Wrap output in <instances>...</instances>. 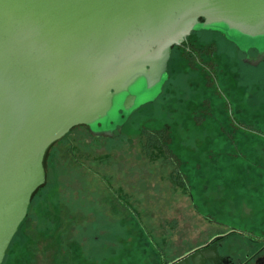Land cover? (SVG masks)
I'll return each mask as SVG.
<instances>
[{
  "label": "rangeland",
  "instance_id": "374dc122",
  "mask_svg": "<svg viewBox=\"0 0 264 264\" xmlns=\"http://www.w3.org/2000/svg\"><path fill=\"white\" fill-rule=\"evenodd\" d=\"M214 48V61L202 58L209 71L217 64L209 78L213 89L196 65L178 61L175 50L164 98L132 113L125 123L130 127L120 129L125 134L109 139L77 127L48 150L46 181L20 238L33 230L38 250L21 264H104L102 250L116 244L119 257L106 264H177L214 236H224L233 258L263 246L264 139L228 129L232 116L240 129L264 133V66L245 71L239 53L222 43ZM192 110L202 117L193 123L186 115ZM166 125L173 156L161 148L145 153L138 129ZM48 228L60 232L58 250L50 248ZM69 244L80 249L71 259Z\"/></svg>",
  "mask_w": 264,
  "mask_h": 264
},
{
  "label": "water",
  "instance_id": "95a60500",
  "mask_svg": "<svg viewBox=\"0 0 264 264\" xmlns=\"http://www.w3.org/2000/svg\"><path fill=\"white\" fill-rule=\"evenodd\" d=\"M202 30L264 61V0H0V264L48 150L77 127L119 133L161 94L172 49Z\"/></svg>",
  "mask_w": 264,
  "mask_h": 264
},
{
  "label": "trees",
  "instance_id": "16d2710c",
  "mask_svg": "<svg viewBox=\"0 0 264 264\" xmlns=\"http://www.w3.org/2000/svg\"><path fill=\"white\" fill-rule=\"evenodd\" d=\"M203 36H207V38H211L212 37L213 39H210V40L208 39V40L205 41L203 39ZM190 37H195L196 39L191 40ZM208 41H210V42L212 41L211 44H209L210 42H208ZM215 42L216 43L225 44L226 46H228V49L232 50V52L239 53L241 55V59H243L245 56L248 55V52H247V54L242 53L233 43L229 42L222 34L217 33V32H211V31H203V30L192 33L187 38V40L182 44V47H174L172 49V52H171L173 54V52L175 50H180L179 58H178L179 60L178 61L181 60L182 63H185L187 65H192V64L196 65L198 67L201 75H202V79H204V76L205 75L208 78V79H206L208 82L205 81V86L206 85L209 86L208 89H210V88L213 89V83L214 82H211V79H209V78L210 77L214 78V76H216V74H217L216 73L217 72L216 71L217 64H216V62L212 63V65H213L212 70L213 71H209L210 68L205 64L204 61H202V58L204 56H207L211 60V58L214 57V55H216V52H215L216 50L214 48L215 47ZM211 49L213 51L212 52H209V50H211ZM250 52L256 53V51L253 50V49H251ZM212 61H214V60H211V62ZM241 62H242V60H241ZM262 63H264V61ZM262 63H260V65L258 67H251V66H248V65L243 64V63L241 65L242 66H245L244 67L245 68V71H246V69L247 70H249V69L257 70L259 68H263V65L264 64H262ZM167 73H168V78L165 81L164 85L162 86V92L159 95V97L157 98V100L155 102H153L152 104H148V105L143 106L139 110H141V109L145 110L149 106L150 107L151 106L154 107V106H156V104L160 103V101H161L160 99H163L164 98L162 95H163V92H164V89H165L166 85L169 84L168 82H169V78H170L169 77V65H168V72ZM217 97H218V100H220V102H221V97L222 96L221 97L220 96H217ZM204 101H206V100H204ZM221 104L223 105L222 102H221ZM162 108H163V105H162V107H159V108L155 109V111L159 112V111H161ZM200 113H197L196 114L193 110L192 111H189V113L186 114L187 115V121L193 123L194 120H195V118H198V117L199 118H202L200 115H198ZM210 115H211V112L208 111V116H210ZM233 118H232V116L230 117L231 121L229 123H230L231 129H228V132L235 133V132H239L238 130H241L245 134H248L249 136L260 137L261 139H264V137H262L264 135L263 132L256 131V130H253V129L247 130L249 128V126H246V127L243 126L244 129L242 130V129L239 128L240 126H239L238 122L236 121V118H234V119ZM137 125H139V124H137ZM126 126H129V123L125 124L122 128H126ZM124 130L125 129H123L122 132H120V133L116 132V135L117 136H121V135L125 134ZM252 131L256 132L257 134L253 133ZM137 132L138 133L140 132L139 135H142L143 137H145V149H144L145 150V153L150 152V150L153 149V148H161V149H163L166 152L167 155L173 156L172 154L169 153L170 151L167 150V149H169L168 148L169 147V145H168L169 144V132H168V126L167 125L165 127L163 126V127L159 128V129L157 128L156 130H149L147 128L141 127L140 129H138ZM64 139H66V138H64ZM64 139H62V140H64ZM109 139H111V138H109ZM67 151L68 152H72L73 149L67 150ZM47 155H48V152H47L46 156ZM46 156H45V159H44V162H43V165H44V169L45 170H46V160H47L46 159ZM78 163L80 164V162H78ZM180 172H178V169L176 170V173H179L180 174ZM180 176H181L180 178H183L182 173H181ZM182 181H183V179H182ZM36 194H37V192L34 194L28 210H30L32 208L33 202L35 201ZM38 198H39V196H38ZM47 198H45V201H48ZM46 205H49V204H43L41 206V209H43ZM27 218L28 217L26 216L25 219L20 224L17 233L13 237V239H12V241H11L8 249H7V252H6V255L4 257V260H3L2 264H16V263L17 264H21L23 262H26L27 259H29L31 255H33V253H37V250H38L37 244H34V241H33V235H32L33 230H31V229L29 230V235L28 236L27 235H24L25 241H24V238L22 240L20 239L21 237H23V233H22L23 231L22 230H23V227H24V224H25V221L27 220ZM37 222H39V221H37ZM37 225L40 226V223H37ZM38 226H37L36 231L37 232L38 231L41 232V230L38 229L39 228ZM49 229L50 228H48V230ZM55 230H57V229H55ZM46 232L47 231H45L44 234ZM59 233L60 232H56L55 233L54 229L53 230L52 229L49 230L48 231V234L46 233L47 235L50 234V236H51V239H50V242L49 243L51 245L50 248H52L53 251L58 250V248H59V243H58V238L60 236ZM94 241H96V240L94 239ZM73 242H77V241L71 240V243H73ZM69 246L71 247V250H72V251H68L69 252V257L71 259V258H73V256L76 255V253L80 249H76L75 248L77 246V244H69ZM74 253H75V255H74ZM187 254H185V255H187ZM77 255H79V254H77ZM76 258H77V256H76Z\"/></svg>",
  "mask_w": 264,
  "mask_h": 264
},
{
  "label": "flooded vegetation",
  "instance_id": "af4514ba",
  "mask_svg": "<svg viewBox=\"0 0 264 264\" xmlns=\"http://www.w3.org/2000/svg\"><path fill=\"white\" fill-rule=\"evenodd\" d=\"M180 47H182V45ZM250 51L251 50L248 51L247 56L250 58L256 57L257 53ZM247 56H245L242 61L244 64L251 66L244 62ZM223 238L224 236L211 237L204 244L194 248L187 255L182 256V261L177 264H264V241H262L263 246L261 245V247L257 249H251V252L246 253L241 258H233L232 255H228V253L225 252L224 246L227 245H225ZM195 254H199V256H194ZM191 256L193 257L191 258Z\"/></svg>",
  "mask_w": 264,
  "mask_h": 264
},
{
  "label": "crops",
  "instance_id": "0c3cea01",
  "mask_svg": "<svg viewBox=\"0 0 264 264\" xmlns=\"http://www.w3.org/2000/svg\"><path fill=\"white\" fill-rule=\"evenodd\" d=\"M117 238V236L116 237H114L113 236V238H112V236L110 237L109 236V239H106V240H109V241H112L113 240V242L115 241V243H118V242H116V239ZM125 239V238H124ZM122 241V240H121ZM110 247L112 248V249H106V250H102V252H101V258L99 259V261L100 262H102L103 260H104V258L106 257V259L108 258V260L110 259V260H113V259H116V258H118L119 257V252H118V250H119V248H120V246L118 245V244H116V245H114V246H111L110 245ZM91 248H93V247H91ZM118 249V250H117ZM99 251H101V250H99ZM105 251H106V253H105ZM104 252V253H103ZM104 255V256H103ZM105 259V261H103V262H105L104 264H106V262H107V260Z\"/></svg>",
  "mask_w": 264,
  "mask_h": 264
}]
</instances>
